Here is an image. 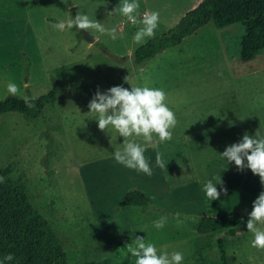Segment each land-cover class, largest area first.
Returning <instances> with one entry per match:
<instances>
[{
  "label": "rangeland",
  "instance_id": "1",
  "mask_svg": "<svg viewBox=\"0 0 264 264\" xmlns=\"http://www.w3.org/2000/svg\"><path fill=\"white\" fill-rule=\"evenodd\" d=\"M201 1L138 0L139 18L159 11L156 38ZM27 2L26 9L18 7L23 12L19 22L0 19V100L11 96L9 82L20 86L22 97L56 90L57 99L35 120L18 112L0 116V169L26 186L31 203L58 235L68 263L130 254L126 245L142 236L160 251L182 252L183 264H222L221 245L229 264H264V250L251 246L252 233L241 242L238 229L206 235L194 228L202 214L251 211L258 196L243 190L248 169L238 171L234 162L227 164L220 156L245 133L264 136V52L242 62L245 26L218 29L210 21L139 65L134 52L141 45L132 38L142 25L108 14L120 0H76L77 8L69 10V1L56 8ZM77 13L105 29L116 28L118 39L95 30L53 28ZM48 14L55 18L46 20ZM85 32L95 40H88ZM251 68L259 71L249 75ZM116 85L163 89L177 119L172 139L155 141L161 144L156 147L166 167L156 166V148L144 153L153 169L150 177L117 164L113 152L122 148L124 138L99 130L97 121L88 118L97 89L104 92ZM218 176L223 181L218 191L227 192L210 201L203 185L215 183ZM132 184L145 189L149 204L122 205L124 195L135 189ZM162 216L167 222L157 230L153 222ZM257 226L264 229V224Z\"/></svg>",
  "mask_w": 264,
  "mask_h": 264
},
{
  "label": "clouds",
  "instance_id": "2",
  "mask_svg": "<svg viewBox=\"0 0 264 264\" xmlns=\"http://www.w3.org/2000/svg\"><path fill=\"white\" fill-rule=\"evenodd\" d=\"M67 4V0H64ZM140 5L138 0H120L119 5L113 13L125 17L133 25H142L133 36L136 45H143L148 40L153 39L159 26V11L145 12L139 18ZM59 31L71 30H95L102 34L107 33L112 40L118 39L116 28L105 29L98 21L90 20L87 15L77 13L67 21L61 20L53 25ZM91 33V32H90ZM123 33L119 34V38ZM125 80L129 82L128 77ZM7 92L14 96H21L20 86L14 82H9ZM27 107H34L27 97H22ZM166 93L160 88H150L147 86H132L131 90L121 85H116L101 92L99 88L94 93L88 104V118L97 121L98 129L106 133L115 132L123 137L122 148H116L113 152L114 160L117 164L127 169L135 170L147 176L153 175V169L146 159L144 153L148 147H156L155 141L160 143L172 139V129L177 124L174 112L166 105ZM142 140L143 143L137 142ZM222 159L227 164L233 163L238 171L250 169L254 175L259 176L260 184L264 187V136L256 133L255 136L245 133L239 142L228 145L220 153ZM155 164L163 169L166 167L162 154L157 151ZM225 169V168H224ZM4 177H0V183L4 182ZM203 185L205 196L210 200H218L221 191L227 192L226 188L218 191L217 185L223 184L221 176L215 177ZM167 222L166 217H160L153 222V227L157 230L164 228ZM264 224V190H262L252 203V210L248 213L246 223L247 231L253 234L251 246L264 250V229L257 225ZM142 230V229H141ZM128 253L135 257V264H183L184 255L182 252L160 251L154 243L145 241L142 236H136L132 243L126 245ZM14 255L9 253L0 259V264L5 261H12Z\"/></svg>",
  "mask_w": 264,
  "mask_h": 264
},
{
  "label": "trees",
  "instance_id": "3",
  "mask_svg": "<svg viewBox=\"0 0 264 264\" xmlns=\"http://www.w3.org/2000/svg\"><path fill=\"white\" fill-rule=\"evenodd\" d=\"M213 21L218 29L234 24H243L245 34L241 40L240 59L249 62L264 52V0H202L189 10L178 25L162 36L149 40L134 52L137 64L154 57L160 51L180 44L183 39L196 32L200 27ZM57 99L53 90L37 98H29L34 107H27L24 98L8 96L0 100V116L8 112H18L29 120H35L44 108ZM0 259L11 253L12 261L5 264H69L65 250L58 235L52 230L49 221L33 206L24 184H16L9 173L0 169ZM243 190L250 194H259L264 188L259 176L248 169L243 182ZM151 199L141 190L127 192L123 206L147 205ZM232 211L221 216L202 214L195 230L200 234L213 235L226 230H240L241 242L245 240L248 213ZM222 244V240H220ZM222 264H229L226 249L221 245ZM131 254L115 256L101 262L78 264H135Z\"/></svg>",
  "mask_w": 264,
  "mask_h": 264
},
{
  "label": "crops",
  "instance_id": "4",
  "mask_svg": "<svg viewBox=\"0 0 264 264\" xmlns=\"http://www.w3.org/2000/svg\"><path fill=\"white\" fill-rule=\"evenodd\" d=\"M70 2V4H65L64 3V0H38L39 4L42 6V7H47V8H56L58 7L59 5H67V7H65L67 10L71 9V8H77V2L76 0H67ZM86 1L88 0H84V3H86ZM27 0H0V8H3V11L2 13H0V15H3V17H1L0 19H4V20H8L9 22L7 23H12L13 21L14 22H19V15H20V18H22L23 16V12L21 11L20 13L17 11L18 10V7L22 8V9H26V6H27ZM15 7H17V9H15L14 13L11 11L12 9H14ZM26 12V11H25ZM24 15H26V13H24ZM51 18H55L54 15H51V14H48L46 15L45 19L46 20H50ZM259 69H253L251 68L250 71H248L247 73L249 75L253 74V73H256L258 72ZM186 135V133H185ZM158 145L160 146L161 144H159V142H157ZM156 145V146H158ZM156 150L158 151V147H155ZM134 176H136V174H133ZM131 186H134L135 189L134 190H141L143 191L145 194H146V191L145 189H139L141 187H136V185H131ZM151 186V184H150ZM147 195V194H146ZM249 234V233H248ZM247 234V235H248ZM247 238L249 239V235L248 237L246 236L245 240L247 241ZM244 240V241H245Z\"/></svg>",
  "mask_w": 264,
  "mask_h": 264
},
{
  "label": "water",
  "instance_id": "5",
  "mask_svg": "<svg viewBox=\"0 0 264 264\" xmlns=\"http://www.w3.org/2000/svg\"><path fill=\"white\" fill-rule=\"evenodd\" d=\"M85 37H86L88 40H95V37L92 36L91 34H89L88 32H85Z\"/></svg>",
  "mask_w": 264,
  "mask_h": 264
}]
</instances>
